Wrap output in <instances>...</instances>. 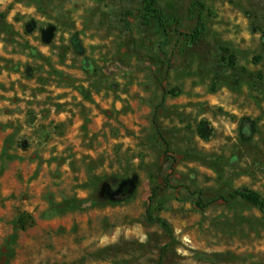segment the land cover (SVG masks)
<instances>
[{"label": "rangeland", "instance_id": "1", "mask_svg": "<svg viewBox=\"0 0 264 264\" xmlns=\"http://www.w3.org/2000/svg\"><path fill=\"white\" fill-rule=\"evenodd\" d=\"M157 1L0 0V264H264V0Z\"/></svg>", "mask_w": 264, "mask_h": 264}, {"label": "trees", "instance_id": "2", "mask_svg": "<svg viewBox=\"0 0 264 264\" xmlns=\"http://www.w3.org/2000/svg\"><path fill=\"white\" fill-rule=\"evenodd\" d=\"M205 9L206 5L201 0H191L188 5L187 19L194 22L193 28L187 34L190 44H197L206 31V25L204 21ZM138 18L140 19L141 24L146 27H153L155 25L164 27L165 25V18L157 0H142V7L139 10ZM197 132L200 138L204 140H207L210 136V131H208L204 121H201L198 124ZM160 137L164 143L166 152H168L169 143L161 135ZM219 198L224 202H228L235 198H241L260 210H264V199L261 197V195L258 192L247 188L237 189L227 195L220 196ZM196 204L199 207L206 206V203H203L201 200L197 201ZM149 216L152 220H156L151 216V214ZM155 264H163L162 259L160 258Z\"/></svg>", "mask_w": 264, "mask_h": 264}]
</instances>
